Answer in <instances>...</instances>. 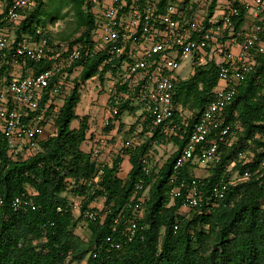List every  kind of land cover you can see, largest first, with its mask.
Instances as JSON below:
<instances>
[{
  "label": "trees",
  "instance_id": "1",
  "mask_svg": "<svg viewBox=\"0 0 264 264\" xmlns=\"http://www.w3.org/2000/svg\"><path fill=\"white\" fill-rule=\"evenodd\" d=\"M166 1L162 0L161 7ZM232 1L241 10L235 27L242 29L247 25L246 12L239 0ZM69 2L73 4L80 35L56 43L50 34L49 41L56 45V53L76 45L91 47L93 40L96 24L88 0ZM43 6L44 0H37L18 29V35L22 32L33 36L37 27L42 26ZM198 6L193 4L191 12ZM216 6L217 0L208 4L209 17L215 13ZM261 38L264 40V32ZM105 58V52L88 57L83 54L68 71L69 75L74 68H81L50 135L40 141L38 152L29 159L12 158L7 145L0 141V196L5 200V205L0 207V264H66L69 258L83 261L87 256L86 264H264V209L261 205L264 201V56L257 57L254 72L240 85L235 99L225 110L226 124L238 135V140L231 146L222 144V162L209 168L206 178L199 177L206 195L199 207L189 211V216L181 214L184 209L181 199H171L170 179L181 149L218 85V66L209 63L195 67L189 80L176 82L174 102L192 113L188 127L180 126V115L176 113L177 134H161L158 128H152L151 114L140 115L138 122L142 120L143 130L139 136L145 139L129 151L130 172L124 179L119 177L117 167L122 164V158L116 157L112 167L105 169L101 190L91 194L79 184L80 180L97 172L90 152L82 150L85 141L91 140L90 119L88 116L79 118L76 109L87 83L92 85L98 78L95 88L104 92L111 68L110 64H104ZM49 65L46 61L31 64L39 72ZM125 88H117V95L108 101L111 107L118 108L114 120L126 113L135 114L130 101L121 96ZM76 119L79 126L72 130L71 124ZM238 126L242 130H236ZM120 128L123 129V124ZM149 130H152L151 137L147 136ZM168 141L174 143L176 151L156 173L146 176L140 159L153 143ZM240 150L253 152L250 163L244 165L243 161H235ZM246 170L251 172V178L231 183L224 200L216 205L206 200L211 187L224 176L230 181L233 173L243 176ZM182 173L188 179L194 177L190 168L183 169ZM139 179L144 181L145 190H150L137 237L119 250L111 248L106 239L113 233V220L120 216L123 227L132 216L130 199ZM26 186L34 190L33 198L38 207L16 213L9 203L16 196L30 193ZM69 192L83 198V212L101 196H105V202L100 214L110 210L103 222L97 219L88 223L91 238L87 246L73 235L77 224L68 198L64 197ZM175 226H178L176 233Z\"/></svg>",
  "mask_w": 264,
  "mask_h": 264
},
{
  "label": "built area",
  "instance_id": "2",
  "mask_svg": "<svg viewBox=\"0 0 264 264\" xmlns=\"http://www.w3.org/2000/svg\"><path fill=\"white\" fill-rule=\"evenodd\" d=\"M88 3L96 24L91 47L76 45L56 53V45L49 41V28L39 26L33 36L17 34L37 0H0V141L7 145L12 158L29 159L38 152L40 141L50 135L48 130L59 117L64 101L63 80L68 77V71L83 54L88 57L104 52V64L111 65L103 87L105 93L111 98L117 95V88L126 87L121 96L132 104H140L143 112L151 114L152 128H158L161 134H177L179 123L175 122V114L179 113L180 126L184 128L188 127L191 116L174 102L178 81L174 72L188 60L195 67L215 63L219 69L218 85L181 149L170 179L171 199H181L188 211L196 209L206 195L204 184L199 177H183L182 171L195 165L211 168L221 163V145L231 146L238 140L226 124L225 110L235 99L240 85L254 72L257 57L264 56L261 38L264 0H239L246 21L251 23L242 29L235 27L241 10L232 0H217L211 17L208 4L203 12H191L186 0H167L163 7L162 0H88ZM42 61L50 65L40 72L31 66ZM117 112V107L110 108L109 116L100 121L98 132H104L103 135L89 140V152L97 172L79 184L91 194L101 190L105 169L113 165V152L124 159L141 143L134 136L103 152L108 147V133L102 130L114 126L111 120ZM189 113L192 115L191 110ZM236 130L242 129L238 126ZM148 135L151 137L152 130ZM249 154L240 150L235 161L248 164L253 158ZM140 163L146 176L158 170L147 153ZM122 167L118 165V173ZM251 176L249 170L243 176L235 174L230 181L224 176L211 187L206 200L216 205L225 199L231 183ZM144 193V181L139 179L130 199L132 216L123 227L120 216L113 220V233L106 239L111 248L119 250L137 237L139 222L145 216ZM97 199L105 202V196ZM4 205L5 200L0 196V207ZM9 205L16 213L38 207L28 192L14 197ZM109 213L108 209L101 214L88 209L84 216L92 222L97 219L103 222Z\"/></svg>",
  "mask_w": 264,
  "mask_h": 264
},
{
  "label": "rangeland",
  "instance_id": "3",
  "mask_svg": "<svg viewBox=\"0 0 264 264\" xmlns=\"http://www.w3.org/2000/svg\"><path fill=\"white\" fill-rule=\"evenodd\" d=\"M201 4L200 11L203 12V10L206 7L208 1L202 0L199 1ZM193 3H195L193 1ZM199 5V4H198ZM200 7V5H199ZM86 9V7H84ZM91 11V9H90ZM200 12V13H202ZM40 20L42 26L49 28L51 31V34H53L52 38L53 41L56 43H64L69 41L67 38L69 36L73 35V39L78 37L80 35V28H78V22L77 17L75 15V11L73 8V4L69 2V0H44V6L40 13ZM195 65H193L192 60H188L186 62L181 63L180 67L174 72L175 76L178 80L187 81L193 76V69ZM81 72V68L73 69L72 74H69L66 79H64V86H63V96L65 103V98L68 97V95L71 93V90L74 87V79L78 77V75ZM98 78L96 80H93L92 83L97 82ZM90 83V82H89ZM87 83V87L84 88L81 96V102L78 104V107L76 109V113L79 116V118H82L84 116L89 117V121L93 127H97L98 122L101 118V111H102V102L103 97L101 96L102 93L106 94L105 90L104 92L99 91V88L91 87V84ZM90 85V86H89ZM106 96V95H105ZM189 111L190 109L187 108ZM185 109L188 116H191L189 111ZM140 114H130L126 113L122 117V120L124 122L123 129H120L117 131V135L113 136V140L109 141L110 144L114 143H122L123 141L130 139L131 137H134L136 134H140L143 130L142 127V120L138 122ZM134 125V126H133ZM138 125V126H137ZM79 126V120L76 119L71 124V129H77ZM134 127L131 129L130 127ZM140 137V136H139ZM238 137V135H237ZM264 139V137H263ZM253 147V146H252ZM254 148V147H253ZM176 151V146L174 143L171 142H164L162 144H152V147L147 151V154L150 155V159L153 161L156 167H161L164 165V163L168 160V158ZM262 151V150H260ZM250 153H253L251 150ZM209 168H205L203 166L195 165L191 169V174L195 177H206L209 175ZM119 177L122 179L126 178L127 176V167H122V172L118 173ZM235 174L233 173V177ZM27 189H29L30 193L32 195L35 194L34 190L30 186H26ZM149 190L150 188L145 190L144 197L148 200L149 198ZM72 192L66 193L64 197L68 198L69 206L73 213V220L76 222L77 226L74 229L73 235L80 239L84 246L88 245V242L91 238V232L88 228V223H91L88 219L85 218L84 214L88 209H94L96 212L100 213L102 209L104 208V203L102 199H96L86 211H81L82 207V197H77L71 194ZM262 208L264 209V201L262 202ZM182 215L189 216L190 212L186 209H183L181 211ZM88 256L83 261H73L70 258L66 261V264H86Z\"/></svg>",
  "mask_w": 264,
  "mask_h": 264
},
{
  "label": "crops",
  "instance_id": "4",
  "mask_svg": "<svg viewBox=\"0 0 264 264\" xmlns=\"http://www.w3.org/2000/svg\"><path fill=\"white\" fill-rule=\"evenodd\" d=\"M187 1V0H186ZM193 1L196 3V4H199L200 5V7L198 6L196 9L197 10H199L200 11V8H201V4H200V2L199 1H202V0H189V2L187 3V7L189 6H192L193 7V4H195V3H193ZM206 1V0H205ZM196 10V11H197ZM249 24H251L250 22H247V25H249ZM97 85V84H96ZM95 85V83H93L92 85H91V87H95L96 86ZM106 95V96H105ZM101 96H104L103 97V102H102V104H101V106H102V111H101V118H100V120H99V122H98V125H97V127H93L92 125H91V123H90V130H89V135L91 136V138H95V137H98L99 135L100 136H102L103 135V133L104 132H102V133H99L98 131H99V129H100V127H99V125H100V121H101V119H104L105 117H108L109 116V110H110V108H112L109 104H108V101H109V99H110V96L106 93V94H104V93H102L101 94ZM130 106L131 107H133L134 108V113L137 115V113H139L140 115H145L146 113L145 112H143V107L140 105V104H138V103H131L130 102ZM114 107H117V106H114ZM113 107V108H114ZM128 114V113H127ZM122 116L120 117V119H118V120H114V118L112 119L113 121H114V126L112 125L111 126V128H108V129H106V130H102V131H105L106 133H108V147L105 149V151H103V152H109V151H111V149H112V145H114V144H116V143H114V144H110L109 143V141H112L113 140V136H115V135H117V131H119L121 128H120V125L121 124H123V127H124V122H123V120H122ZM116 121V122H115ZM131 128V127H130ZM132 129V128H131ZM111 130H113V131H111ZM49 132H51L52 131V127L48 130ZM48 132V133H49ZM47 133V134H48ZM135 136H138L139 137V135L138 134H136ZM140 138V142L141 143H139V145H141L142 143H143V139H145L144 137H139ZM82 150L83 151H85V152H89L90 151V144H89V141H85V143H84V145H82ZM147 153V152H146ZM116 157H119L115 152H113V160L116 158ZM122 165H123V167H127V174L130 172V170H131V168H132V166H131V163H130V155H129V157H125L124 159H122ZM208 176V175H207ZM206 176V177H207ZM206 177H204V178H206Z\"/></svg>",
  "mask_w": 264,
  "mask_h": 264
}]
</instances>
